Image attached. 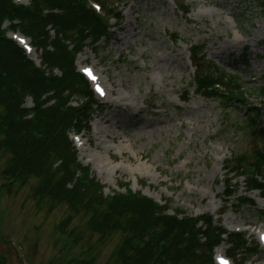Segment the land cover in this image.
I'll return each instance as SVG.
<instances>
[{"label": "rangeland", "instance_id": "1", "mask_svg": "<svg viewBox=\"0 0 264 264\" xmlns=\"http://www.w3.org/2000/svg\"><path fill=\"white\" fill-rule=\"evenodd\" d=\"M115 9L124 21L113 34L110 30L112 39L97 51L86 49L77 60L80 71L94 68L107 93L105 98L97 96L100 108L92 121V132L99 128L103 133L83 134L84 150L71 135L79 161L90 167L104 195L123 193L126 184L162 205L172 201L190 217L212 216L216 226L220 222L260 246V254L246 264H264L259 241L264 198L259 192L247 194L244 179L226 172L233 156L251 158L264 146V96L257 92L264 87L261 1L128 0ZM108 24L114 28L115 21ZM198 44L204 45L208 62L243 82L251 106L263 104L255 131L249 125L251 110L235 104L224 108L197 94L190 47ZM26 107H34L31 100ZM5 164L0 159L1 255L13 264L115 262L123 237L102 240L91 235L83 216L61 233L65 208L49 212L38 207L30 186L3 190ZM227 180L236 191L230 199L225 197ZM246 199L256 207L241 206ZM74 231L82 232L84 239L75 240ZM229 250L228 242L217 248L215 264Z\"/></svg>", "mask_w": 264, "mask_h": 264}, {"label": "trees", "instance_id": "2", "mask_svg": "<svg viewBox=\"0 0 264 264\" xmlns=\"http://www.w3.org/2000/svg\"><path fill=\"white\" fill-rule=\"evenodd\" d=\"M28 1V6H16L0 0V159L6 161L2 189L11 193L15 185L30 186L38 207L49 212L65 208L67 216L58 227L63 234L76 217L83 216L91 235L102 240L123 237L113 264H214V251L224 243V236L229 256L238 264L258 256V246L216 226L211 216L190 217L184 209L174 208L172 201L160 205L126 184L121 186L123 193L104 195L90 168L79 162L69 133L90 132L100 108L77 71V59L87 48L97 51L103 41H110V27L89 0ZM94 1L106 15L123 22L115 5L128 0ZM260 1L264 13V0ZM6 26L31 40L41 68L10 39ZM174 39L178 41V35ZM204 49L202 44L190 47L197 94L224 108L235 104L251 110L249 125L254 129L263 104L251 106L243 82L208 62ZM257 92L264 96V87ZM27 98L32 99L33 109L25 107ZM230 160L226 172L231 178L244 179L247 193L259 191L264 196V146L251 158L238 154ZM230 180L227 199L236 194ZM241 206L256 207L249 199ZM73 236L84 239L82 232L74 231ZM0 264L13 263L0 254Z\"/></svg>", "mask_w": 264, "mask_h": 264}, {"label": "bare ground", "instance_id": "3", "mask_svg": "<svg viewBox=\"0 0 264 264\" xmlns=\"http://www.w3.org/2000/svg\"><path fill=\"white\" fill-rule=\"evenodd\" d=\"M103 133V131H102V129H95L94 130V132H93V135L94 136H100L101 134ZM104 133H106V132H104ZM107 136H109V134H107ZM76 143H77V145H78V147L81 149V150H84V145H85V140L83 139V138H81V137H79V138H77L76 139ZM217 212V209H214L213 211H212V213H216Z\"/></svg>", "mask_w": 264, "mask_h": 264}]
</instances>
